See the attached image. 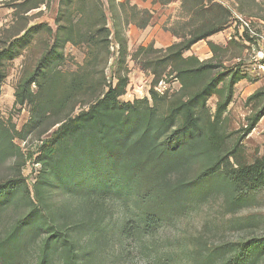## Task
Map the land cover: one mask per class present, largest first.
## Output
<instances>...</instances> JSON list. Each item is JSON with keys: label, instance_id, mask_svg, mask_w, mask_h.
<instances>
[{"label": "trees", "instance_id": "trees-1", "mask_svg": "<svg viewBox=\"0 0 264 264\" xmlns=\"http://www.w3.org/2000/svg\"><path fill=\"white\" fill-rule=\"evenodd\" d=\"M106 2L110 14L119 10L125 19L128 6L131 21L126 19V23L137 29H145L152 19V12L130 5L128 0ZM77 3L82 5L77 13L80 24L85 21L83 25L95 30L87 33L71 28L70 18L75 9L72 6ZM196 7L190 0L182 1L181 8L188 14L201 11ZM203 12L215 15L210 28L207 21L204 25L193 24L188 34L172 31L179 42L164 51L151 45L140 46L133 55L132 60L137 63L140 56L147 59L152 54L164 53L160 62L170 67L169 74L181 86L173 95H159L151 89L150 101L120 99L129 79L126 43L116 28L113 38L119 48L115 83H107L103 68L100 69L110 56L111 34L106 28L101 0H59L55 32L40 24L3 44L0 87L5 78V61L16 58L19 50L28 47L40 31L52 38L34 70L19 81L14 94L15 104L35 106L30 122L17 133L0 121V164L21 155L13 141L15 137L24 139L38 125L49 121L54 111L80 101L86 108L76 115L57 114L49 121V127L58 126L41 140L35 159L40 169L31 191L22 180L0 181V216L10 209L14 212L10 225L0 233V264H96L100 251L109 245V234L132 238L155 233L163 220L160 207L173 200L178 202L213 183L215 188L224 186L236 199L241 197L239 193L264 187V156L232 171L221 169L225 162L219 151L221 115L231 100L234 85L246 77L238 71H216L212 59L183 57L194 44L219 32L226 24L227 11L221 5L214 4ZM111 22L116 25L114 20ZM67 43L87 48L88 70L74 75L61 72ZM208 46L214 54L221 51L212 42ZM140 64L143 68L148 66L147 61ZM32 86L36 87L35 93ZM213 96H217L218 102L210 118L205 116L206 103ZM248 102L254 107L244 135L264 115V88L255 91ZM195 162H200V172L188 179L187 170ZM150 202L155 203L154 208L149 206ZM121 212L123 216L116 219L114 231L108 232L107 223ZM235 252L236 256L225 264L261 262L264 239L236 245Z\"/></svg>", "mask_w": 264, "mask_h": 264}, {"label": "rangeland", "instance_id": "rangeland-1", "mask_svg": "<svg viewBox=\"0 0 264 264\" xmlns=\"http://www.w3.org/2000/svg\"><path fill=\"white\" fill-rule=\"evenodd\" d=\"M101 1L107 17L106 28L111 34L110 56L100 69L103 68L107 83H115V63L119 48L113 38L116 28L126 43L125 64L129 79L126 93L120 99L129 102L143 99L150 101L151 89L159 95H173L181 88L174 75L169 74L170 67L160 62L164 53L152 54L147 59L140 56L137 58L138 64L135 63L132 57L138 47L151 45L153 49L164 51L180 41L177 36H173L174 32L179 35L188 34L193 30V24L204 25L207 21L210 23L207 26H212L215 15L211 12L202 13V10H209L214 4L225 8L227 17L222 29L206 40L198 41L183 57L194 56L200 61L212 59V64L217 66L216 71L222 73L233 70L246 77L234 85L231 100L221 115L219 151L225 160L221 169L232 171L264 156V115L251 132L244 135L247 119L254 107L248 102V98L255 91L264 88V0H190L192 4H197L195 10L201 9L196 15L188 14L181 8L183 0H167L168 3L164 5L159 0H151L147 10L152 12V19L143 30L126 23V19L131 21L130 12L126 8L128 6L125 7V19L119 10L110 14L106 0ZM115 1L121 3L123 0ZM128 1L130 5H135L131 0ZM58 2L59 0H0V48L33 26L46 24L55 32ZM80 7L81 3L72 6L75 9L70 18L71 28L86 32L95 30L96 28L83 25L85 21L80 24L81 18L77 14ZM185 7L187 9V5ZM113 20L116 24L114 26L111 22ZM51 42L52 38L40 31L28 47L19 50L16 58L4 62L5 78L0 87V121L17 133L30 122L35 111L34 105L15 104L17 85L34 70ZM208 42L219 46L221 51L214 54ZM86 51L87 48L83 45L73 46L67 43L63 50V63L59 68L61 72L74 75L88 70L85 65ZM141 61H147L148 66L146 64V68H143ZM32 90L35 93L36 87L32 86ZM217 102V96L207 101L206 117H213ZM82 103L83 101L72 103L67 108L54 111L50 120L57 114L59 117L76 115L86 108ZM49 121L38 125L24 139L14 138L21 155L0 164V181L22 180L31 191L40 169L35 159L39 155L41 140L58 126L49 127ZM29 154L33 155L30 160L27 158ZM200 166V162L192 164L187 170L188 179L200 172ZM238 196L241 197L236 199L224 186L215 188L213 183L206 189L191 192L180 201H175L176 203L173 200L170 205L160 207L159 213L163 220L155 233L132 238L109 234V245L100 251L96 264H225L236 256V245L252 239H264V187L251 193H239ZM154 204L150 202L149 206L154 208ZM133 211L139 213L135 209ZM13 214L10 209L0 216V233L10 225ZM118 216L122 217L123 213L114 215L113 221L107 223L108 232L114 231ZM243 264H264V260Z\"/></svg>", "mask_w": 264, "mask_h": 264}, {"label": "crops", "instance_id": "crops-1", "mask_svg": "<svg viewBox=\"0 0 264 264\" xmlns=\"http://www.w3.org/2000/svg\"><path fill=\"white\" fill-rule=\"evenodd\" d=\"M131 2H132L133 4H135V5L139 6V7H141V8L149 9V6H150V5H148V4L151 2V0H147V2H141V0H131ZM169 44H170V43H169Z\"/></svg>", "mask_w": 264, "mask_h": 264}]
</instances>
